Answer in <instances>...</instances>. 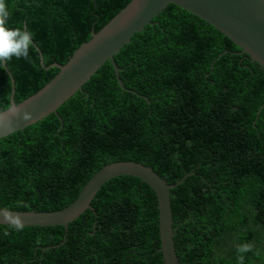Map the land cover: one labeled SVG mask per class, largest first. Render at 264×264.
<instances>
[{"label":"trees","instance_id":"trees-1","mask_svg":"<svg viewBox=\"0 0 264 264\" xmlns=\"http://www.w3.org/2000/svg\"><path fill=\"white\" fill-rule=\"evenodd\" d=\"M130 0H4L33 33L0 65V111L35 93ZM56 110L0 138V209L55 211L104 165L151 166L169 184L181 264H264V69L169 3ZM40 56L42 63H40ZM146 97L148 101L144 98ZM61 225L0 224V264H163L154 191L107 180Z\"/></svg>","mask_w":264,"mask_h":264},{"label":"water","instance_id":"water-1","mask_svg":"<svg viewBox=\"0 0 264 264\" xmlns=\"http://www.w3.org/2000/svg\"><path fill=\"white\" fill-rule=\"evenodd\" d=\"M169 3L212 25L240 48L238 53H246L264 69V0H130L102 28L92 32L90 39L82 42L64 64L52 63L46 67H56L58 72L35 93L15 103L12 81L10 106L0 111V138L56 112L106 60L110 61L121 89L134 92L123 85L114 55L130 42L136 32L141 31L147 24L152 25L151 20ZM40 63L43 65L41 56ZM119 175L136 177L154 191L159 211V251L162 263L181 264L173 239L175 232L169 194V190L178 182L167 183L151 166L140 162L119 160L104 165L88 179L76 198L62 209L9 211L24 226L61 225L66 230L69 222L86 209L92 208L91 200L99 188L107 180ZM0 224L10 225L2 218Z\"/></svg>","mask_w":264,"mask_h":264},{"label":"clouds","instance_id":"clouds-1","mask_svg":"<svg viewBox=\"0 0 264 264\" xmlns=\"http://www.w3.org/2000/svg\"><path fill=\"white\" fill-rule=\"evenodd\" d=\"M9 11L0 0V65L6 64L11 58H27L29 49L33 46V33L20 27L8 26ZM0 218L12 225L15 230L23 229L18 217L7 209H0Z\"/></svg>","mask_w":264,"mask_h":264}]
</instances>
